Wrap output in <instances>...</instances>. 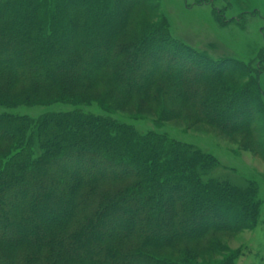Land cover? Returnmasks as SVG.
I'll list each match as a JSON object with an SVG mask.
<instances>
[{
    "label": "trees",
    "instance_id": "1",
    "mask_svg": "<svg viewBox=\"0 0 264 264\" xmlns=\"http://www.w3.org/2000/svg\"><path fill=\"white\" fill-rule=\"evenodd\" d=\"M154 1L0 0V107L63 102L78 88L109 87L151 108L186 104L196 120L220 129L228 117L249 119L253 113L241 110L246 98L230 104L234 89L218 73L190 80L181 71L186 61L197 70L226 64L170 39L164 20L132 22L136 7L150 10ZM131 26L138 30L127 33ZM19 85L26 93L10 96ZM171 115L163 110L160 118ZM250 123L238 127L251 133ZM89 158L90 170L77 171ZM217 167L190 146L139 135L108 117L48 113L34 123L0 114V264H168L158 252L183 253L175 246L210 231L249 230L253 187L210 177ZM123 216L128 223L114 228Z\"/></svg>",
    "mask_w": 264,
    "mask_h": 264
},
{
    "label": "rangeland",
    "instance_id": "2",
    "mask_svg": "<svg viewBox=\"0 0 264 264\" xmlns=\"http://www.w3.org/2000/svg\"><path fill=\"white\" fill-rule=\"evenodd\" d=\"M148 8L150 10L136 7L132 22L151 25L164 20L167 27L161 31L166 32L170 39L204 55L207 60L226 64L222 68L197 70L186 61L181 65V71L190 80L201 79L205 73H218L234 89L229 94L234 96L228 97L230 104L241 105L240 99L246 98L247 106L241 107V110L253 113L249 119L248 115H239L234 120L228 117L225 129H220L196 120L186 104L170 101L151 108L139 100L127 101L123 93L109 87L78 88L66 92L64 95L69 100L63 102L30 107L19 105L9 109L0 107V114L26 116L34 123L48 113H81L91 119L108 117L120 127L131 128L139 135L152 133L163 136L212 157L218 167L210 173V177L253 187V201L257 203L255 223L249 230L239 232L210 231L200 239L176 245V249H184L183 253L167 249L162 255L158 252L155 258L165 259L168 264H187L184 261L186 258L193 264H220L231 256L239 255L234 264H264V0H156L150 2ZM135 29L127 27L126 32L132 33ZM161 31L157 30V33H163ZM160 54V61H164L166 55ZM167 61L172 67L173 60ZM230 63H235L236 67ZM164 70L169 71L167 68ZM27 90L19 85L8 94L21 97L22 92ZM42 94L45 93L37 91L36 95L47 99L63 95L56 92ZM163 110L172 113L166 120L160 118ZM218 117L221 118L220 115ZM248 122H251V133L238 127ZM89 163H94V160H83L77 171L90 170ZM57 164L53 163L55 169H59ZM34 187L45 188L38 183ZM170 198L173 200L175 197ZM16 200L19 201V198ZM127 218L121 217L114 228L121 223L127 224ZM9 229L13 231L11 227Z\"/></svg>",
    "mask_w": 264,
    "mask_h": 264
}]
</instances>
